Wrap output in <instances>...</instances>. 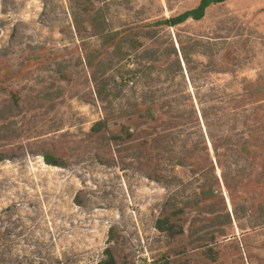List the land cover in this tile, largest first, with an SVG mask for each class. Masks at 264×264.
Segmentation results:
<instances>
[{
  "label": "rangeland",
  "instance_id": "1",
  "mask_svg": "<svg viewBox=\"0 0 264 264\" xmlns=\"http://www.w3.org/2000/svg\"><path fill=\"white\" fill-rule=\"evenodd\" d=\"M199 1L0 0V264H264V0L164 22ZM200 98L229 186L211 142L138 146Z\"/></svg>",
  "mask_w": 264,
  "mask_h": 264
},
{
  "label": "trees",
  "instance_id": "2",
  "mask_svg": "<svg viewBox=\"0 0 264 264\" xmlns=\"http://www.w3.org/2000/svg\"><path fill=\"white\" fill-rule=\"evenodd\" d=\"M225 0H200L198 5L194 8L188 9L177 16L166 18L164 20L165 23L170 25H177L182 23L190 18L195 20L202 19L205 14L207 8L213 3L223 2ZM204 100L199 99L200 108L198 109L194 100L189 99L188 102L185 103L183 110H175L174 104H167L170 107V112L167 119H161V126L164 127L166 132H160L155 130V132L147 133L151 137L147 140H143L138 146L143 147L147 145H154V147H160L164 151L172 150V146L175 144L174 138H177L179 141L178 135H184L186 139L182 140V143H190L194 147L202 150L209 149V142H211L213 148L217 154V162L222 169V176L224 182L227 186L231 185V176L225 169L223 161L221 159V155L219 154V150L223 146H228L231 143V138L229 135L230 130L232 129L229 125V114L226 113V102L225 101H217L211 104H206ZM138 106L135 103V107ZM121 114L122 118H128L137 114ZM139 115V114H138ZM139 132V131H138ZM129 135H132L128 132ZM193 137H196V140H193ZM189 150V149H188ZM141 150L138 153V158L141 156ZM49 159V156H45ZM145 157V156H144ZM191 156L179 157L176 158V163L183 164V159H186ZM158 158V157H156ZM173 158V157H171ZM160 159V158H158ZM174 159V158H173ZM52 163V162H49ZM148 177H155L156 179L160 178L158 174L154 172H146ZM203 183L200 186V194L208 195L213 192L212 186H209L210 183L214 180L218 181L219 176L216 173L215 169H211V172L202 171L201 174ZM172 197H168L163 205V210L172 208L175 210V215L178 213H182L186 207H189L188 204H178L176 202H172ZM171 223L169 218H159L157 221V227L160 230H172V228H168V224ZM172 224V223H171ZM173 226V225H172ZM182 231V228H181ZM106 258L102 259L99 264H116L115 257L111 253L109 248L105 250ZM153 264H157L153 263Z\"/></svg>",
  "mask_w": 264,
  "mask_h": 264
}]
</instances>
